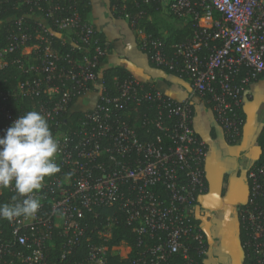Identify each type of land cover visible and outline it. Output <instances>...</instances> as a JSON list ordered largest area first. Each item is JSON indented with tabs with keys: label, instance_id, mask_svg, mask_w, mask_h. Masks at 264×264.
<instances>
[{
	"label": "built area",
	"instance_id": "built-area-1",
	"mask_svg": "<svg viewBox=\"0 0 264 264\" xmlns=\"http://www.w3.org/2000/svg\"><path fill=\"white\" fill-rule=\"evenodd\" d=\"M21 1L42 15L31 28L25 16L15 18L7 44L0 49V68L7 65L5 54L15 49L35 56L34 61H16L28 76L18 80L14 91L0 90V117L5 121L0 136L20 115L39 111L60 142L56 162L61 171L46 178L37 193L41 207L35 217L12 222L0 219V264H105L107 251L126 259L131 252L128 244L121 242L110 248L106 244L120 217L142 249L137 263L163 264L176 254L178 261L173 264H201L208 247L191 212L205 189L203 165L208 150L193 129L192 102L168 98L153 84L143 90L142 82L131 75L116 82L114 93L103 92L101 65L107 47L95 37L93 23L79 14L76 4L80 0ZM114 1L122 5L155 2L177 18L196 21L203 30L173 46L175 54L181 56L178 71L187 76L195 95L212 104L223 131L239 135L242 119L237 109L244 86L250 75L264 79V0ZM143 14L127 15L131 27L139 29L137 19ZM202 19H208L210 26H201ZM55 36L80 53L66 54L65 67L58 66L62 57L48 41ZM202 46L209 52L205 59L198 54ZM163 47V40L146 32L139 42L140 50L157 66L173 69L175 58L166 57ZM241 67L247 70L240 85H235L233 80ZM89 92H96L97 100L68 127L61 117L72 110L73 96L80 98ZM15 95L20 100L35 98V102L24 109L19 104L13 108L10 99ZM145 102L155 104L156 115L153 119L144 117L141 123L152 120L161 134L142 141L125 115ZM261 145L264 151V125ZM260 175H264V164L248 171L251 186L240 216L248 229L251 264H264V212L255 201L262 195L264 179L261 181ZM13 195L11 188L0 191V203H10ZM87 215L105 219L100 225L94 223L92 229L98 242L83 225ZM57 236L62 239V249L53 260L47 250ZM81 241L87 242L86 255L70 260L68 255ZM118 249L126 252L121 254Z\"/></svg>",
	"mask_w": 264,
	"mask_h": 264
},
{
	"label": "crops",
	"instance_id": "crops-1",
	"mask_svg": "<svg viewBox=\"0 0 264 264\" xmlns=\"http://www.w3.org/2000/svg\"><path fill=\"white\" fill-rule=\"evenodd\" d=\"M87 18L104 36L107 51L102 68L123 67L136 80L151 82L164 96L192 102L195 109L192 126L206 142L208 150L203 165L205 189L191 212L203 230L208 247L203 261L205 264H243L238 209L247 203L248 171L261 154L264 79L256 75L244 86L243 101L238 107L242 119L241 133L238 140L231 143L217 124L212 109L205 107L199 96L193 93L190 81L166 73L140 50L139 42L145 31L131 27L127 15H116L110 0H90ZM155 20L159 22V32L163 35L167 31L165 27L177 30L187 23V19L177 18L164 8ZM201 22V26H210L208 19ZM96 98V92L86 93L79 98L77 107L86 110Z\"/></svg>",
	"mask_w": 264,
	"mask_h": 264
},
{
	"label": "trees",
	"instance_id": "trees-1",
	"mask_svg": "<svg viewBox=\"0 0 264 264\" xmlns=\"http://www.w3.org/2000/svg\"><path fill=\"white\" fill-rule=\"evenodd\" d=\"M110 1L112 3V6L114 7V11L116 15H129L131 17H134L138 12L144 13L141 18L137 19L138 22L137 26L139 28H142L146 33L150 34L154 38H159L163 40L164 42L163 51L166 57L175 58V66L173 67V69L163 66H158V67L163 71H165L166 73L178 75L186 79L187 76L184 73L178 71V67L179 68L181 67L180 66L181 56L175 54L176 48H174L173 46L174 44L191 40L194 35H198L203 30L200 26L197 25L196 21H193L192 19H188L187 23L181 29H177V30H174L169 27H165L164 30L167 31H166V35H163L162 33L159 32V28H160L158 27L159 22L155 20V17L161 10L160 5L158 3L151 2L146 4L139 2L138 4H134L130 2V3H126L125 5H122L121 3H117L114 0H110ZM76 8L82 18H87L88 12L90 11V0H80L79 2H77ZM39 15H42V11L35 9V7H32L31 4H26L21 0H6L0 2V49L5 47L7 44L8 32L12 28L14 24L13 21L15 18L25 16L26 25L31 28V26L34 25L35 23V18L38 17ZM149 17H151V19H148ZM214 17L217 18L218 14H215ZM47 22L51 24L49 21ZM94 35L95 37L99 38V41L102 46L106 45L104 36L101 32L97 31L96 29ZM48 41L53 49L60 52L62 58L58 63L59 67L60 66L65 67L67 65L66 54L70 53L72 55L80 56L79 52L71 51L70 45L63 42L61 38H58L56 36L50 37ZM33 42L34 39L29 41L30 44H32ZM208 53L209 52L207 48L203 46L200 48L198 52L201 59L207 58ZM4 59L7 61V65L4 66L3 68H0V90L9 89L11 91H14L18 80L21 81L28 76L19 69V64L16 61L17 60H23V62L29 60L34 61L35 56L33 54L22 55L20 49H15L11 52L6 53ZM246 70L247 69L245 67L240 68V71L233 80V83L235 85H240L241 79L245 75ZM101 71H102L101 76L103 80V86L105 89L103 92H108L109 94L114 93L115 84L118 80H121L124 77L130 75L125 68L120 66L102 68L101 65ZM254 79L255 77H252L250 75L249 81ZM142 85H143V90H147L151 86V82H142ZM93 89L94 88H92L91 90ZM97 98H98V94H97ZM199 98L201 99V102L204 104L205 107L211 108L213 111L212 104L207 103L205 97H199ZM78 100H79L78 96L76 95L73 96L72 102L75 104L72 107V110L66 112L61 117V120L64 121L66 125H68V127L74 126L77 123L78 119H80L81 116L83 115V109L77 107L79 102ZM34 102H35V98L25 97L20 100L16 95L12 97V100L10 99V103L12 104L13 108L15 104H19L21 108L24 109L27 106L31 107L34 104ZM192 107H193V115H194L195 109L193 105ZM237 112L239 113V109H237ZM155 115H156L155 104L145 102L139 107L137 111H132L128 115V117L127 115H125V117L129 120L131 127L135 129L138 138L142 141H147V140L155 139L158 134H161V132L158 131V129H156L155 126L153 125L152 120L150 121V123H146V124L143 123V125L141 123L144 117L148 116L149 118L153 119ZM4 124H5L4 119L0 117V126ZM241 125L242 124L239 125V130H240L239 135L233 136L225 133L227 140H229L231 143H234L238 140L241 133V128H242ZM262 164H264V151L261 145V154L259 158L251 165L250 169L257 168ZM260 178L262 181V178L264 179V175H260ZM248 183L250 189L251 179L249 178H248ZM255 201L258 203L260 209L263 210L264 212V184L262 185V195L258 196L255 199ZM246 205L247 203L245 205L240 206L238 209V219L240 223L239 236L244 252L243 264H251L252 263L251 250L247 245V240L249 238L248 229L245 228L243 222H241L240 219V216L242 214L241 211L246 207ZM103 211L104 213H107V210H103ZM104 221H105L104 217L93 219L91 215H87L83 221V225L86 226V231L88 232V235L91 236V239H93L94 242H98L96 237V232L92 230L94 228V223L100 225ZM192 221H195L193 214H192ZM135 238L136 235L128 230V226H124L123 218L120 217V222L114 228H112V236L106 242V244L110 248L112 245H117L120 244L121 242H125L131 247V252L126 259H123L120 258L117 254L112 252L110 253V251H107L105 264H140L137 263L136 260L138 259V257H141L142 249L136 246ZM86 243H87L86 241L79 242L78 245L72 250L70 255H68V258L70 260H81V258L84 257L87 253ZM61 249H62V239L58 236L53 237L52 245H50L47 250L48 253L52 256L53 260H56L59 257ZM176 261H178V255L174 254L171 257H169L167 261L164 262L163 264H173ZM16 264H23V263L20 262ZM201 264H205V262L201 260Z\"/></svg>",
	"mask_w": 264,
	"mask_h": 264
},
{
	"label": "clouds",
	"instance_id": "clouds-1",
	"mask_svg": "<svg viewBox=\"0 0 264 264\" xmlns=\"http://www.w3.org/2000/svg\"><path fill=\"white\" fill-rule=\"evenodd\" d=\"M60 142L47 117L30 110L16 118L0 136V191L11 188L10 203H0V219L35 217L41 207L37 193L46 178L59 173Z\"/></svg>",
	"mask_w": 264,
	"mask_h": 264
},
{
	"label": "rangeland",
	"instance_id": "rangeland-1",
	"mask_svg": "<svg viewBox=\"0 0 264 264\" xmlns=\"http://www.w3.org/2000/svg\"><path fill=\"white\" fill-rule=\"evenodd\" d=\"M202 20H200V22H201ZM202 23V22H201ZM119 250V253H121V254H124L125 252H126V250L125 249H118Z\"/></svg>",
	"mask_w": 264,
	"mask_h": 264
}]
</instances>
